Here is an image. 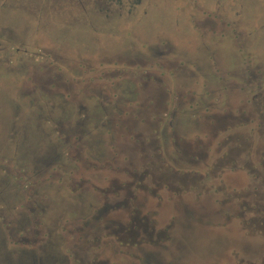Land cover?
Here are the masks:
<instances>
[{
	"label": "flooded vegetation",
	"instance_id": "af4514ba",
	"mask_svg": "<svg viewBox=\"0 0 264 264\" xmlns=\"http://www.w3.org/2000/svg\"><path fill=\"white\" fill-rule=\"evenodd\" d=\"M67 1L82 10L94 5ZM192 24L199 47L115 48L101 61L48 68L43 86L29 75L46 94L25 101L31 123L17 118L24 101L11 100L17 110L9 135L29 123L55 141L41 150L34 172L15 165L8 174L1 164V180L18 196L32 183H58L69 199L83 197L86 209L61 218L59 243L37 220L32 236L19 227L11 246L42 251L49 263L54 246L78 262L68 249L74 239L86 264H258L259 248L243 233L264 226V66L255 68L246 48L210 52L219 37ZM34 199L24 205L36 217L44 209Z\"/></svg>",
	"mask_w": 264,
	"mask_h": 264
},
{
	"label": "rangeland",
	"instance_id": "374dc122",
	"mask_svg": "<svg viewBox=\"0 0 264 264\" xmlns=\"http://www.w3.org/2000/svg\"><path fill=\"white\" fill-rule=\"evenodd\" d=\"M93 1L94 5L82 10L69 5L67 0H0V165L8 166V174L15 170V165L20 166L16 170L24 168L29 173L34 172L41 150L49 141H55L54 135H44L41 128L35 129L34 124H29L34 115L24 105L28 98L38 97L40 92L46 94L44 88L39 86L46 84L48 68L55 70L60 68V64L65 67L66 63L76 65L80 60L87 63L96 59L101 61V55H111L115 48L122 54H147L154 45H166L175 49L174 53L185 47H199V44L195 45L196 34L189 29L191 23L201 33L208 30L212 36L219 37L210 41L207 46L210 52L214 51V47L220 50L227 47L238 53L246 48L254 54L250 61H254L255 68L264 66V0ZM228 35L231 37L228 38ZM160 43L163 45L159 46ZM40 53L49 54L48 61L44 59L46 55L41 58ZM31 74L39 86L33 84L29 77ZM27 91H30L29 95H26ZM12 99L24 101L17 107L18 110L12 107ZM16 110L19 123H29L20 125V133L11 138L9 126L13 127ZM51 114L57 115L56 112ZM13 141L16 146L12 144ZM1 178L0 264H74L56 251L57 246L52 248L53 259L49 263L42 251L23 253L11 246L10 240L15 237L19 227L26 229V233L23 232L25 237L32 236L29 225L38 220L42 223L46 221V225L51 226L52 240L59 243L55 229L57 224L65 215H81L85 211L83 197L71 200L62 193L60 184L50 187L47 182L32 183L33 186L24 187L18 196L14 193L15 186L8 188L7 178L3 177L4 182ZM258 189L264 195L262 189ZM29 198H35V203L44 209L40 216L33 217L25 208L24 204ZM86 198L91 201L90 196ZM19 206H24V209L19 211ZM257 230L244 231V240H250L256 248L258 246V252L252 259L260 256L256 262L264 264V226H259ZM68 246L69 251H77L79 260L75 264H86V257L79 255L84 246L81 247L80 242L74 239H69ZM80 254H84V251ZM100 256L103 259L104 256Z\"/></svg>",
	"mask_w": 264,
	"mask_h": 264
}]
</instances>
